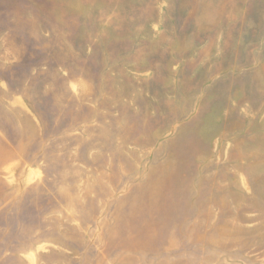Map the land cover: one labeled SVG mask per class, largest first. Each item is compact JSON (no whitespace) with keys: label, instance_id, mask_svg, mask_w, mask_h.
I'll use <instances>...</instances> for the list:
<instances>
[{"label":"rangeland","instance_id":"1","mask_svg":"<svg viewBox=\"0 0 264 264\" xmlns=\"http://www.w3.org/2000/svg\"><path fill=\"white\" fill-rule=\"evenodd\" d=\"M0 264H264V0H0Z\"/></svg>","mask_w":264,"mask_h":264}]
</instances>
